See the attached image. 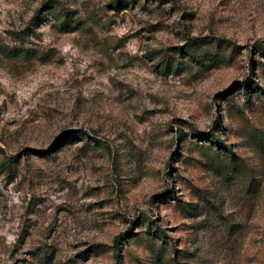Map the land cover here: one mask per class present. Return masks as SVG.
<instances>
[{
    "label": "rangeland",
    "instance_id": "obj_1",
    "mask_svg": "<svg viewBox=\"0 0 264 264\" xmlns=\"http://www.w3.org/2000/svg\"><path fill=\"white\" fill-rule=\"evenodd\" d=\"M0 264H264V0H0Z\"/></svg>",
    "mask_w": 264,
    "mask_h": 264
}]
</instances>
